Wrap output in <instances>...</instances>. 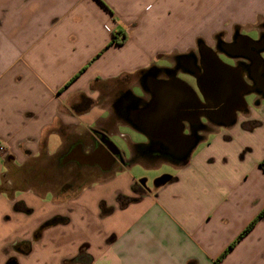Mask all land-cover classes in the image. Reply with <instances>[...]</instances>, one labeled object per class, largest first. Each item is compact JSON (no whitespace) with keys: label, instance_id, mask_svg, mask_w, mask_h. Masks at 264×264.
I'll use <instances>...</instances> for the list:
<instances>
[{"label":"crops","instance_id":"1","mask_svg":"<svg viewBox=\"0 0 264 264\" xmlns=\"http://www.w3.org/2000/svg\"><path fill=\"white\" fill-rule=\"evenodd\" d=\"M263 27L264 0H0V264H264V218L240 238L264 212V105L183 167L158 155L182 152L174 129L147 132L155 144L142 131L182 113L170 81L192 87L200 43ZM43 159L81 176L61 194L16 189L28 167L49 184ZM162 164L176 172L151 188L131 170Z\"/></svg>","mask_w":264,"mask_h":264},{"label":"flooded vegetation","instance_id":"2","mask_svg":"<svg viewBox=\"0 0 264 264\" xmlns=\"http://www.w3.org/2000/svg\"><path fill=\"white\" fill-rule=\"evenodd\" d=\"M244 37V35H240L236 32L230 41H224V38L221 37L213 47H210L218 54V58L224 64L234 67V69L225 67L226 70L224 66L222 69L220 67L217 68L215 65L208 64V59L200 50L199 45L196 53L194 55H189V57H193L195 62V70L193 72L186 69L189 74L193 75V84H189L192 85L201 101H203V98L198 90V86L203 88L207 93L206 89L208 88V84L206 80L209 78L212 79L213 77L215 80L220 79L222 81V84L217 81H214V83L209 81V88L211 86H226L228 90L224 93L226 96L221 98L223 102L215 107V103L218 102L215 99H211L204 104L196 100L190 102L189 98L186 99L188 92L183 89L185 101L182 105L184 107L191 106L192 109L184 110V114H179V117H201L198 123L193 122V124H185V134L192 135L195 133L202 137L201 140H204L205 137L222 129L225 123L222 121V117H231L233 111H235L234 116L237 122L240 117H253L254 114H260L261 108L264 105V78L256 71L254 54L258 51H262V56L264 57V27L254 36H248L255 42H250ZM240 74L244 82L239 81ZM183 77L185 79L188 76L184 75ZM180 104L181 103H179L178 106L179 109L181 107ZM150 105L151 104L148 103L146 108ZM121 118L128 119L129 117ZM108 133V129L105 128L96 131V134L101 136L102 141L100 144L109 150L110 154L114 156L115 161L118 160L124 164L122 153L118 154L109 143L107 139ZM152 156L154 158L157 155H151V157ZM87 172L88 174H94L96 170ZM139 189L142 190V187Z\"/></svg>","mask_w":264,"mask_h":264},{"label":"water","instance_id":"3","mask_svg":"<svg viewBox=\"0 0 264 264\" xmlns=\"http://www.w3.org/2000/svg\"><path fill=\"white\" fill-rule=\"evenodd\" d=\"M245 39H248L250 42H255L253 39L249 38V37H244ZM200 50L206 55L207 59H208V64L210 65H215L220 68H222L224 66L227 68H231L234 69V67H230L226 64H224L219 58H218V54L212 49L207 47L204 43H200ZM184 58H187L184 57ZM189 59V60H188ZM188 61L190 62L189 67L187 68L188 70H190L191 72H193L195 70V62L193 57H188ZM254 63L256 64V71L264 78V57L262 56V51H258L254 54ZM223 69V68H222ZM226 69V68H225ZM227 70V69H226ZM189 71V72H190ZM191 76L193 77V75L191 74ZM172 81H170L171 83L180 85V87L184 90H186L188 92V95L186 97V99L189 98L190 102L193 101H198L200 103H205V102H209L211 99H215L218 102L215 103V107H217L218 105H220L223 100H221L222 97H225L226 95L224 94L228 88L226 86H211L209 88V81H211L212 83H214V81L220 82L222 84V81L220 79L215 80L213 77L212 79H207L206 83L208 84V88L207 93L205 92V90L203 88H200V86H198V90L203 98V101L200 100L198 94L196 93V91L190 87L187 83H185L183 80L177 78L175 76V78L171 79ZM239 81L244 82L243 81V77L241 76V74L239 75ZM247 85V84H246ZM204 90V91H203ZM184 96V95H183ZM185 101V98L183 99ZM191 104V103H190ZM192 109L191 106H185V109L183 107L182 109V113L184 114V110L187 109ZM172 110H170V108L168 109V111H163V113L166 114V116L168 115V117H158V120L155 124V126L153 125L152 127H149V129L147 130H142L143 135H145V137L148 140L149 137L146 135L147 132L153 136H158L160 135V132H162L163 130L166 129V131H173L172 129L175 130V135H177L179 138H181L182 140V152L180 153H158V155H160L162 158H164L165 160H167L168 162L174 163L178 166H186L189 163L190 157L192 155V152L196 149V147L198 146V144L201 142V137L198 134H185L184 133V127L185 124H193V122L198 123L201 119V117H179L177 112L175 113V115H173L171 113ZM235 111L232 112L231 117H222V120H224V125L225 126H233L236 124V117L234 116ZM174 117H171V116ZM164 133V132H163ZM109 141V138H107ZM152 143L155 144V140H151ZM157 142V141H156ZM109 143L111 144V146L117 151L118 154H121V151L112 143L109 141ZM115 160V159H114ZM164 181H160L159 183L156 184V186H160L161 184H163Z\"/></svg>","mask_w":264,"mask_h":264},{"label":"rangeland","instance_id":"4","mask_svg":"<svg viewBox=\"0 0 264 264\" xmlns=\"http://www.w3.org/2000/svg\"><path fill=\"white\" fill-rule=\"evenodd\" d=\"M220 131H222V129H219ZM214 135H209V137H213ZM118 148V147H117ZM119 149V148H118ZM120 150V149H119ZM126 150V149H125ZM126 155L128 157H130V152L129 149H127L126 151ZM244 159V156H243ZM44 160V159H43ZM41 161L39 166H50L52 168V170H47L44 171L42 173V171L40 172V174L37 177H40L41 179H43V177H46L48 180L49 178L47 176H50V172H53V175H51V180H49V184L44 186V187H39L38 185H36L34 182H32V171H34V169H31L30 167H28L29 169L26 170V172H24V178L26 179L27 182H24L23 185H19L18 187H16V189H32L35 188L36 192L39 193H44L46 190H48L49 188H54L56 190L57 194H61L62 193V188L63 185L65 184L66 181L70 180V181H74L78 175V177L81 176V171H72V172H67V174H63L60 172L55 173L54 169V163L50 162L49 160L47 161ZM34 168V167H33ZM131 170H134V172H139L141 179H143L142 181L145 182L147 180V186H149L150 188L155 186L157 183H159L160 181H162L165 178L168 177H172L175 174V170L173 168H170L169 166H166V164H162L159 166V169H146V170H139V168L137 167H133L131 168ZM88 175H96V173L94 174H88ZM34 190V189H33ZM51 199L46 198L45 202H50ZM41 213L36 214L35 216H38ZM27 218H25L26 220ZM35 259L39 260L37 253H35V255L30 256V257H25L24 258V262L28 263L30 261H34ZM42 260V259H41ZM78 264H80L79 262H77Z\"/></svg>","mask_w":264,"mask_h":264},{"label":"trees","instance_id":"5","mask_svg":"<svg viewBox=\"0 0 264 264\" xmlns=\"http://www.w3.org/2000/svg\"><path fill=\"white\" fill-rule=\"evenodd\" d=\"M113 43H115V39H113L112 41ZM259 167L264 171V160L260 163ZM101 209H102V214L105 216V215H108L112 212L111 209H108L105 207L104 204L101 205ZM262 218H264V212L256 219V221H254L246 230L245 232L241 235L240 238L244 237L251 229L252 227L256 224V222L258 220H261Z\"/></svg>","mask_w":264,"mask_h":264},{"label":"built area","instance_id":"6","mask_svg":"<svg viewBox=\"0 0 264 264\" xmlns=\"http://www.w3.org/2000/svg\"><path fill=\"white\" fill-rule=\"evenodd\" d=\"M4 152H5V147L0 144V153H4Z\"/></svg>","mask_w":264,"mask_h":264}]
</instances>
